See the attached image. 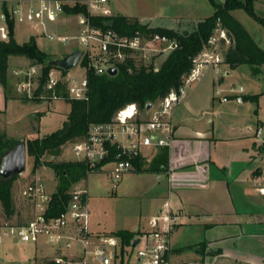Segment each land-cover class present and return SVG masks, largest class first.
<instances>
[{
  "label": "built area",
  "instance_id": "1",
  "mask_svg": "<svg viewBox=\"0 0 264 264\" xmlns=\"http://www.w3.org/2000/svg\"><path fill=\"white\" fill-rule=\"evenodd\" d=\"M107 0H86L96 11L110 13L102 4ZM37 4H24L17 1L7 5L0 3V42L10 39L9 20L13 22H32L43 25L46 20H55L64 11L61 0H39ZM82 25L79 39L83 45L82 57L75 68L64 71L51 67L43 82L44 98H87L89 75L93 70L98 75L109 74L108 68L132 58L136 64L149 65L156 59L168 54L179 46L175 37L159 32L146 33L136 31L131 36L118 35L114 30H102L90 25L87 17L79 16ZM66 42L69 37L50 34ZM229 42L226 30L220 23L214 29L204 48L193 58L192 68L183 75L178 89L159 99L150 118H143L135 103L120 109L115 117L106 122L91 123L82 139L69 141L74 157L72 160H84L93 169L102 170L111 164L109 171L114 181L133 168L130 157L144 155L148 147L169 145L172 141V126L168 118L171 109L184 97L187 89L199 80L206 65L221 61V46ZM94 44L98 50L93 49ZM81 57V58H82ZM117 71V72H118ZM20 76L18 90L33 96L40 87L44 76V63L31 62L24 68L14 70ZM149 108V109H150ZM263 128H258V134ZM117 146L113 151L111 146ZM256 190L264 195V168L257 176ZM31 204V215L23 223L13 222L0 213V246L5 237L18 238L22 242H39L45 239L56 255L51 260L56 264H173L170 259L172 250L169 228L159 225L161 220L169 222V214H156L150 219V227L138 230L134 237L140 241L132 247L123 244L122 237L114 233H93L88 225V192L86 188H70V198L65 208L57 215H50L52 193L47 191L44 177L36 174L23 190ZM170 225V224H169ZM171 226V225H170ZM133 240V239H132Z\"/></svg>",
  "mask_w": 264,
  "mask_h": 264
},
{
  "label": "rangeland",
  "instance_id": "2",
  "mask_svg": "<svg viewBox=\"0 0 264 264\" xmlns=\"http://www.w3.org/2000/svg\"><path fill=\"white\" fill-rule=\"evenodd\" d=\"M222 1V0H215ZM32 2L31 4H37ZM14 4V3H13ZM107 4L112 12L121 13L128 16H137L153 24L164 26L175 25L173 28L180 34H185L187 30L190 34L198 28V23L212 14L214 8L210 0H107L102 5ZM9 5H12L9 3ZM256 12L264 18V0H256L254 3ZM92 13L95 10L89 9ZM70 12L61 11L55 20H46L43 25L32 22H17L15 25L16 39L19 42L35 38L38 46L48 52L51 57H59L76 48L84 51L79 37L82 25L79 22L80 13L69 14ZM236 18L247 28L257 44L264 49V23L252 16L245 8L239 7L232 10ZM180 16H185L180 20ZM180 21L174 23V19ZM153 26L152 24H149ZM50 34L68 35L69 39L63 42L57 38L51 39ZM76 35V36H75ZM230 45L224 42L221 50L224 51ZM93 49L98 50L94 44ZM168 54L164 53L154 62L155 71L160 69ZM83 58H80L83 63ZM30 59L22 55H10L8 67V93L19 98L28 97L25 92L18 90L20 76L14 73L18 67L24 68L30 63ZM260 71L254 73L249 63H242L236 67L225 65L220 72L223 81L222 86L230 94V99L217 104V108L212 115L214 119V134L220 138L212 148L213 157H217L218 162L223 167L229 166V171H233L239 161L233 155L243 147L252 148L256 144L257 163H264V63L259 65ZM242 87V89H241ZM149 90L150 88H145ZM237 93H241L237 95ZM260 93L259 101L254 102L244 98L245 95ZM243 97L239 100L238 98ZM50 102H43L40 108L44 113L38 117L37 126L31 128L27 119L12 125L10 134L4 131L7 137L27 141L37 136L48 134L61 127L67 120V114L71 110V103L67 98L60 99H41ZM153 103L158 106L159 99H147L146 103ZM134 103V102H132ZM136 104V103H135ZM153 108H145L141 111L143 118H150L153 115ZM12 115L8 114V118ZM205 121L206 117H205ZM5 122V121H4ZM6 123V122H5ZM210 123V122H209ZM208 124V122H207ZM262 126V132L256 136V130ZM255 148V147H254ZM149 158L152 157L149 153ZM74 157L71 146L66 143L58 159H72ZM43 159H52V156L45 155ZM146 159V157H145ZM258 161V162H257ZM33 161L27 152L26 169L18 173L12 183V194L16 205V213L10 219L13 222L23 223L31 215V204L23 193L27 183L36 175H42L45 180L47 191L53 192L57 188L58 180L54 171L48 165H41L35 174L32 171ZM111 164L106 165L102 170L89 172L88 175L75 182L72 188H86L89 195V222L92 230L109 231L118 229L135 230V227L147 229L149 219L157 211L158 200L157 192L166 190L168 182L163 175L162 178L151 171V164L144 161L142 169L138 170L135 166L124 173L123 176L114 181L109 171ZM252 191V190H251ZM0 213L2 208L0 204ZM157 213V212H156ZM201 236L195 230L189 231L187 228L179 230L172 237L174 242H195ZM199 244V243H198ZM205 245V243H204ZM206 247V245H205ZM194 251V250H188ZM56 250L42 239L35 242H22L18 238L5 237L0 246V264H47V261L55 257ZM190 260V258H185ZM188 261L187 264H189ZM190 264H192L190 262ZM217 264H226L220 263Z\"/></svg>",
  "mask_w": 264,
  "mask_h": 264
},
{
  "label": "crops",
  "instance_id": "3",
  "mask_svg": "<svg viewBox=\"0 0 264 264\" xmlns=\"http://www.w3.org/2000/svg\"><path fill=\"white\" fill-rule=\"evenodd\" d=\"M17 1L31 4L39 0H0V3L9 5ZM61 1L73 5L78 0ZM102 7L109 9L108 14H112L107 4ZM90 9L93 10L91 6ZM95 12L103 13L96 10ZM183 17L185 16H180V20L185 19ZM138 18L142 23L160 25ZM180 20L175 18L173 21L178 23ZM165 27L177 29L175 25ZM78 35L79 33L75 36ZM220 54L221 61L206 65L201 78L187 89L183 99L171 109L168 118L172 126V141L165 145L167 165L160 164L151 169L160 178L165 175L168 182L166 190H159L155 194L162 203L158 204L157 213L153 216L163 213L172 217L169 222L161 220L159 225L162 228L170 227V259L173 264H187L188 261L192 264H264V195L256 190L257 176L264 168V163L256 165V144L252 148L243 147L233 155V159L237 158L239 163L230 172L228 165L223 167L217 157L212 155V148L220 139L214 134L212 115L219 102L230 99L228 90L222 86L224 76L220 72L222 69L226 71V75L231 72L224 68L228 64L223 62V50ZM239 94L241 93H237ZM41 99L45 98L41 96L40 100H33L9 93L6 95L0 82V128L10 134L12 125L23 119L29 121L30 128L37 126L38 117L44 113L39 104L50 102ZM9 112L12 115L10 118ZM258 128L256 136L259 135ZM161 149H144L143 162L149 161L150 167H154V161ZM149 153L152 156L150 158ZM89 217L88 225L93 233L108 234L117 231L92 230ZM183 228L195 230L201 238L195 242L172 243L174 234ZM137 229L143 230L136 226L135 230ZM198 243H205L207 253L177 250L179 247Z\"/></svg>",
  "mask_w": 264,
  "mask_h": 264
},
{
  "label": "trees",
  "instance_id": "4",
  "mask_svg": "<svg viewBox=\"0 0 264 264\" xmlns=\"http://www.w3.org/2000/svg\"><path fill=\"white\" fill-rule=\"evenodd\" d=\"M210 1L214 8L213 13L201 20L196 31L190 34H180L170 27L151 26L142 23L137 16L121 13H92L88 4L81 0L76 1L73 5L63 2L64 11L85 15L93 27L102 30L112 29L121 36H131L138 30L146 33L159 32L177 38L179 46L168 53V57L157 71L153 68L154 63L149 65L136 64L132 58L120 63L119 71L114 76L109 74L98 75L92 70L89 75L88 97H66L71 103V110L63 125L48 134L26 141L27 152L33 161L32 171L36 172L43 164L48 165L58 180L57 188L52 193L50 215H57L64 210L65 204L70 198L69 190L72 185L85 178L93 170L84 160L58 159L63 146L69 141L84 138L91 123L112 120L120 109L132 102L136 103L138 111L141 112L147 107V99H161L172 90L178 89L183 75L193 66L194 56L204 48L218 23L226 30L230 40V45L223 54V62L231 67L249 63L254 73L260 71L259 65L264 63V49L257 44L247 28L232 13L233 9L243 7L252 16L264 23V18L255 10L254 3L256 0ZM7 5L4 3L6 9ZM111 19H114V23L112 25L107 24V21ZM9 26L10 39L0 42V82L7 95L10 55H22L29 58L31 62L44 63V76L41 79L40 87L33 96L26 97L27 99L40 100L42 94L45 93L43 82L46 80L49 69L53 67L48 62L52 57L38 46L35 38L19 42L16 39L15 23L11 19ZM86 60L87 58L84 57L83 63ZM145 88L150 89L146 90ZM259 97L260 93L244 96V98L254 102H258ZM16 142L18 139L7 137L6 133L0 130V161L3 153ZM111 148L113 151L117 150L115 144ZM160 148L162 149L151 169L160 164L162 166L167 165V146H160ZM45 155L52 156V159H43ZM130 158L133 165L141 170L143 155H135ZM16 175L8 180L0 177V204L2 213L7 219L12 218L16 213L12 194V183ZM112 233L120 235L123 244L129 245L137 230L119 229ZM177 250L180 252L195 250L207 253L204 244H190L179 247ZM47 264L56 263L50 259Z\"/></svg>",
  "mask_w": 264,
  "mask_h": 264
},
{
  "label": "water",
  "instance_id": "5",
  "mask_svg": "<svg viewBox=\"0 0 264 264\" xmlns=\"http://www.w3.org/2000/svg\"><path fill=\"white\" fill-rule=\"evenodd\" d=\"M114 23V19L107 21V24L112 25ZM185 34L188 33L187 30L184 31ZM83 50L80 48H76L71 52H68L59 57H52L49 59V64L58 68H61L65 71H69L72 68H75L80 58L82 57ZM117 67L110 66L108 68L109 75L117 74ZM241 99V98H240ZM152 103H147V108H150ZM27 165V144L26 141L20 140L16 142L11 148L6 150L0 161V177L8 180L12 176L23 172L26 169ZM140 241V237L136 236L132 240V247H135Z\"/></svg>",
  "mask_w": 264,
  "mask_h": 264
}]
</instances>
